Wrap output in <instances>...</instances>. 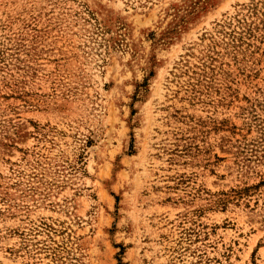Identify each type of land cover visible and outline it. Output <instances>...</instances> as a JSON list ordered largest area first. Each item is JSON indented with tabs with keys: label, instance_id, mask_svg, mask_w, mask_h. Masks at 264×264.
Instances as JSON below:
<instances>
[{
	"label": "rangeland",
	"instance_id": "1",
	"mask_svg": "<svg viewBox=\"0 0 264 264\" xmlns=\"http://www.w3.org/2000/svg\"><path fill=\"white\" fill-rule=\"evenodd\" d=\"M0 264H264V0H0Z\"/></svg>",
	"mask_w": 264,
	"mask_h": 264
}]
</instances>
